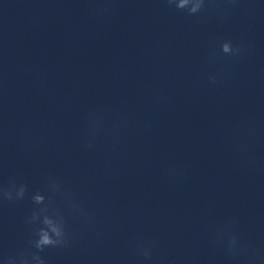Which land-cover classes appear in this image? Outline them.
Masks as SVG:
<instances>
[{"label":"clouds","instance_id":"1","mask_svg":"<svg viewBox=\"0 0 264 264\" xmlns=\"http://www.w3.org/2000/svg\"><path fill=\"white\" fill-rule=\"evenodd\" d=\"M231 7H237L240 0H225ZM169 6H174L179 11L186 12L189 16L200 15L208 11L213 0H166ZM220 48L223 54L229 57H239L245 51V46L241 42L234 44L230 40L221 42ZM216 53L213 52L210 59L215 60ZM219 79L218 75H210L209 81L216 83ZM102 120L89 114L88 128L89 136L85 142L86 148H93L98 133L102 130ZM170 176H175V170L170 172ZM50 187L54 191L62 193L66 208L56 207L50 212L48 207L34 211L28 218L29 224L42 225L34 229L33 238L29 241L31 248L35 251L30 254H19L18 256H5V264H46V260L40 255L47 248H67L71 245V234L68 228V217L79 219L82 223L88 224L92 217L89 211L84 208L75 198L74 193L70 189L63 188L54 178H50ZM16 192V199H23L27 193V186L20 184L17 187L13 182L8 189H4L0 195L4 199L12 200V192ZM35 204L40 205L45 201V196L36 193L32 196ZM236 221H226L223 228L213 229L210 238L214 244L224 249L227 258L233 264H264V254L252 242H245L235 228ZM135 252L142 257L144 261L150 262L153 259V248L150 242L139 240L135 245Z\"/></svg>","mask_w":264,"mask_h":264}]
</instances>
